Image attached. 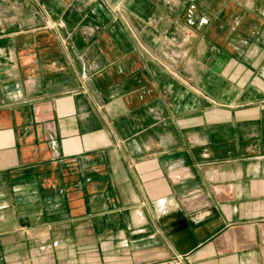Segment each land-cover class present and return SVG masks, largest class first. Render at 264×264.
Instances as JSON below:
<instances>
[{"label":"crops","instance_id":"1","mask_svg":"<svg viewBox=\"0 0 264 264\" xmlns=\"http://www.w3.org/2000/svg\"><path fill=\"white\" fill-rule=\"evenodd\" d=\"M0 264H264V0H0Z\"/></svg>","mask_w":264,"mask_h":264},{"label":"built area","instance_id":"2","mask_svg":"<svg viewBox=\"0 0 264 264\" xmlns=\"http://www.w3.org/2000/svg\"><path fill=\"white\" fill-rule=\"evenodd\" d=\"M55 24H50L49 27H53Z\"/></svg>","mask_w":264,"mask_h":264}]
</instances>
